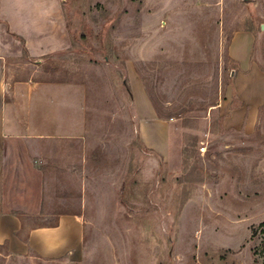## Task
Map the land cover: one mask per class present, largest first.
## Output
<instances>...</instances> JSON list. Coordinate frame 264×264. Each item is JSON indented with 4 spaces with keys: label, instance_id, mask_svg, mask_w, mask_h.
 <instances>
[{
    "label": "rangeland",
    "instance_id": "1",
    "mask_svg": "<svg viewBox=\"0 0 264 264\" xmlns=\"http://www.w3.org/2000/svg\"><path fill=\"white\" fill-rule=\"evenodd\" d=\"M66 19L98 112L55 146L37 226L80 216L82 250L0 242V264H264V0H70Z\"/></svg>",
    "mask_w": 264,
    "mask_h": 264
},
{
    "label": "crops",
    "instance_id": "2",
    "mask_svg": "<svg viewBox=\"0 0 264 264\" xmlns=\"http://www.w3.org/2000/svg\"><path fill=\"white\" fill-rule=\"evenodd\" d=\"M69 1L0 0V242L17 255L58 259L83 246L80 216L60 214L53 225L37 226L53 202L47 165L55 146L79 145L88 114L98 112L88 106L85 71L75 63L81 44L67 26ZM248 81L260 107L256 88L264 89V78L254 73Z\"/></svg>",
    "mask_w": 264,
    "mask_h": 264
},
{
    "label": "water",
    "instance_id": "3",
    "mask_svg": "<svg viewBox=\"0 0 264 264\" xmlns=\"http://www.w3.org/2000/svg\"><path fill=\"white\" fill-rule=\"evenodd\" d=\"M244 1H248V0H244ZM262 29L264 30V25L262 26Z\"/></svg>",
    "mask_w": 264,
    "mask_h": 264
}]
</instances>
